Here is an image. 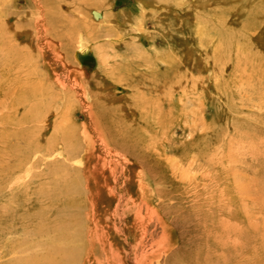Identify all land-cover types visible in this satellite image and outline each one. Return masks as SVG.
I'll use <instances>...</instances> for the list:
<instances>
[{
    "label": "rangeland",
    "instance_id": "obj_1",
    "mask_svg": "<svg viewBox=\"0 0 264 264\" xmlns=\"http://www.w3.org/2000/svg\"><path fill=\"white\" fill-rule=\"evenodd\" d=\"M38 15L53 67L87 74L86 108L48 81ZM0 27L1 215L62 216L79 264L93 221L127 264H264V0H0Z\"/></svg>",
    "mask_w": 264,
    "mask_h": 264
},
{
    "label": "bare ground",
    "instance_id": "obj_2",
    "mask_svg": "<svg viewBox=\"0 0 264 264\" xmlns=\"http://www.w3.org/2000/svg\"><path fill=\"white\" fill-rule=\"evenodd\" d=\"M33 2L37 3V0H33ZM262 14H263V12L257 13V15H262ZM93 15H94V17L97 18L96 20L104 18V15L99 13V12L98 13L94 12ZM262 20H263V15L260 17V22ZM44 24H45V21L42 20L41 15H38V18H37L38 27H37V29L39 28V30H38L39 38L37 39L36 43H37V45L40 49L41 55H42L43 67H44L45 71L47 72L48 81L53 85V87L56 90H58L61 93L68 92V91H73L74 94L76 93V96L78 97L81 106L86 108L85 98H86L87 86H88V82L84 76V74H86V73H83V75L78 74L76 72V70L71 69L65 63L64 64H65V68H66V73H65V69H62V71H59L53 67V65L51 64L52 58H50V56L45 53L44 46L46 45L48 47H53L54 43H53V41L48 40L47 39L48 37L46 38V33H43V28L44 27L46 28V24L45 25ZM0 28H2V27H0ZM44 41H45V44H44ZM55 45H56V43H55ZM81 48H82V46H81ZM61 52H62V50H61ZM82 52L83 51H79L78 54L82 55ZM98 52H100V51L98 50ZM105 56L106 55H104V57ZM76 58L78 61H80L77 56H76ZM56 59H57V57H56ZM80 62H83V61H80ZM84 63H87V65H89L90 67L95 66L94 59L91 60L90 62H84ZM9 64H10V66H14L15 70H18L21 67L19 65V62H16L13 57H10ZM71 67H73V66L71 65ZM78 67H79V65H78ZM78 67H76L75 69H78V71H79ZM31 92L27 91L24 95H27L28 97H30ZM17 94L14 95L15 100H17ZM90 108H91V105H90ZM89 128H90L89 124H86L84 126L83 136H84L85 141L88 142L89 145L93 148L95 145V141H96V138L94 135L96 134V131L99 129H96V131H94V130L92 131ZM92 128L95 129V127H92ZM99 136L102 138V142H105V139H104V136L102 135V133H99ZM66 137H68V136H66ZM73 142H71L72 146L75 147L78 143L75 141H73ZM104 145L107 146L106 144H104ZM84 164H85V162H84ZM27 166H29V168L27 169V172L31 171L32 170V164L29 163V161L26 160L25 163L14 162V164H12L11 166L8 167V170L6 172V177L7 176L13 177L14 175L17 174L18 171H20L22 169V167L25 168ZM86 168L88 169V167H86ZM89 178H90V176H89ZM21 181H22L21 179H14L11 182L10 187L13 188V191L18 190V188L21 184ZM8 184H9V181L7 179V183L5 184L4 188H6L8 186ZM17 197L18 198L10 197V198H7V200H10L11 203L14 202L16 205H18L20 197L19 196H17ZM4 198H6V197H4ZM6 205H8V204H6ZM19 207H18V209H19ZM18 209H12L10 213H7L4 216L0 214V221H2L4 219L8 223V225L6 226V231L9 230L8 234L10 237V238H8V240L6 242V249L8 250V253H10L9 258H8L9 260L5 261L4 264H79V258H80V260L82 259L81 255H80V253H81L80 250L82 249L81 248L82 245L76 244L74 241V239H76V236L78 235V233L80 231L79 228H75L74 229V231H75L74 235L70 236L69 231H68L69 225L67 224L65 219L62 218V216L58 217V219L55 220L56 223L54 224V227H51L49 222L45 221V220L44 221H37L35 224H34V221H32V224H30V225L29 224H23L24 215H21L19 213ZM40 212H41L42 217L46 216V210L43 211V208H42L40 210ZM2 216H3V218H2ZM63 217H64V215H63ZM93 222L94 223H93V226L91 228L93 240L89 239L90 240L89 245L91 244V246L89 248V251L86 252V255L83 259V264H127V261L125 260L124 253L121 250L122 248H120V243L116 239V237L113 236L112 239L114 241L112 240L110 242V240L108 239V233L102 232L100 234V228L96 224V221H93ZM51 230H54V233H55V231L57 233L54 236V238H52L53 235H51V236L49 235ZM93 233H95V236L93 235ZM104 233H105V235H104ZM167 236H169V235H167ZM167 241H169V239ZM96 243L98 245H100V248H101L100 250H101L102 254L104 255L103 258H102V254H101V257H96V255H95V249L94 248H95ZM20 248H21V251L19 250ZM12 251H16V252H12ZM115 253H116V255H115ZM143 257H144V255H143Z\"/></svg>",
    "mask_w": 264,
    "mask_h": 264
},
{
    "label": "water",
    "instance_id": "obj_3",
    "mask_svg": "<svg viewBox=\"0 0 264 264\" xmlns=\"http://www.w3.org/2000/svg\"><path fill=\"white\" fill-rule=\"evenodd\" d=\"M77 57L79 58V60L83 61V62H90L92 57L91 55H81V54H77Z\"/></svg>",
    "mask_w": 264,
    "mask_h": 264
}]
</instances>
